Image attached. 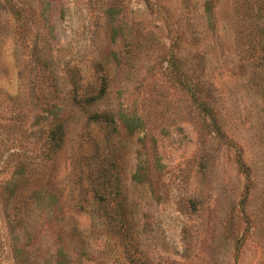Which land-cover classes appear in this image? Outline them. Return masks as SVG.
Here are the masks:
<instances>
[{"label": "rangeland", "instance_id": "rangeland-1", "mask_svg": "<svg viewBox=\"0 0 264 264\" xmlns=\"http://www.w3.org/2000/svg\"><path fill=\"white\" fill-rule=\"evenodd\" d=\"M0 264H264V0H0Z\"/></svg>", "mask_w": 264, "mask_h": 264}, {"label": "trees", "instance_id": "trees-1", "mask_svg": "<svg viewBox=\"0 0 264 264\" xmlns=\"http://www.w3.org/2000/svg\"><path fill=\"white\" fill-rule=\"evenodd\" d=\"M46 133L44 134V148L45 151L54 152L60 146L63 141V136L65 133V128L63 126V121L56 114L51 115L46 123L45 128ZM47 156V155H46Z\"/></svg>", "mask_w": 264, "mask_h": 264}]
</instances>
